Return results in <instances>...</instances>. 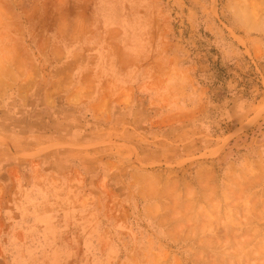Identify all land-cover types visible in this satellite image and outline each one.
<instances>
[{
  "label": "rangeland",
  "instance_id": "374dc122",
  "mask_svg": "<svg viewBox=\"0 0 264 264\" xmlns=\"http://www.w3.org/2000/svg\"><path fill=\"white\" fill-rule=\"evenodd\" d=\"M0 264H264V0H0Z\"/></svg>",
  "mask_w": 264,
  "mask_h": 264
}]
</instances>
